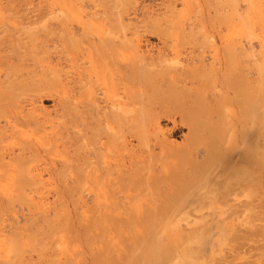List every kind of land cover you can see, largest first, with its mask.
Masks as SVG:
<instances>
[{"label":"bare ground","instance_id":"1","mask_svg":"<svg viewBox=\"0 0 264 264\" xmlns=\"http://www.w3.org/2000/svg\"><path fill=\"white\" fill-rule=\"evenodd\" d=\"M23 1L25 0L21 2ZM238 1L245 4L252 2L89 0V17L94 21L89 24L80 23L78 19L60 20L57 18L58 12L41 4L35 5L36 7L23 5V9L16 8L15 4L20 2L12 0L5 2L8 3V9L3 10L5 5L1 6L0 9L10 17L6 19L0 15V114L4 117L2 127L0 123V173L11 179L15 184V194L20 197L28 194L37 196L40 193L37 179L42 177V173H46L65 186L62 190H59V186L56 190L53 189L58 196L70 194L77 197L76 201H72V197L69 201H72L73 210L81 202L83 192L92 193L94 198L92 196L89 206L86 205L88 201L82 200L86 211L84 209V212L76 215L65 208L69 204L68 200L64 202L61 198L62 201L58 200L62 202L59 208L64 211L58 215L61 211L55 207L59 211L57 212L53 206L56 212H52L56 214L51 213L55 215L52 219L50 207H43L45 203L43 206H38L42 203L33 206L30 212L36 217L31 216L33 218L30 220L36 218L39 221L41 218L42 222L34 223L40 227L32 226L39 228L41 236L45 235L43 239L47 240L48 243L44 240L47 246L43 245L36 229L30 228L35 233L28 232L29 227L26 226L21 227L22 232H19L20 229L15 231L14 224H11L13 228L9 226L10 230L14 229V233L11 231L13 236L10 235L12 237L9 236V240L4 236L8 241V249L13 254L4 253L0 257V264H165L169 261L179 264L184 261L183 255L187 257L194 254L193 247L201 245L203 237L192 233V236L189 235V242L193 247H185L181 252L179 249L178 253L179 236H173L176 227L166 230V220L163 221V218L187 209L186 204L196 200L197 195L201 196V191L206 192L202 195L204 198L207 194L219 195L218 197L231 196L230 194L239 197L241 194L245 202L237 207L250 209L249 212L252 213H255V208H262L264 202L254 206L251 198L254 197V192L258 195L254 187L260 183V175L264 179V139L260 134L264 129H258L260 142L263 140L262 149V144L259 147L257 141L244 144L252 135L249 125L256 117L253 104L257 94L263 100L261 107L264 109V91L255 92L257 86L261 90L262 77L258 75L257 79L251 78L255 61L259 60L252 47L244 46L230 34L228 38L220 37V44L226 43L224 48L220 52L216 51L218 49L210 52L208 57L204 53L195 54L193 49H187L181 60L170 59L167 55H145L138 50L142 39L140 36L159 34L161 22L166 20L165 15L174 16L177 6L196 7L201 13L203 8L206 10L199 19L195 18L194 24L190 22L191 25L188 24L184 29L176 26L180 30L175 27L179 32L175 30L173 34L187 35L189 47L196 46L200 40L202 44L212 43L207 29L215 30L219 27L221 21L218 20L223 7L232 6L228 13L233 17V6ZM29 2L33 4L32 0ZM210 10L214 13L212 18L210 13L205 12ZM176 18L180 19L179 16ZM176 18L174 19L179 23ZM172 19L165 22L163 31L172 28V24L176 25ZM39 53L42 56L57 55L55 62L62 66L61 70L57 68L59 72L63 71L59 76L63 78L64 74L65 77V80H58L60 95L57 93L55 96L45 89L46 86H57L59 83L54 75L44 74L46 66L50 67L52 62L48 59L45 67L42 64L45 61L36 65L37 67L31 66H35L33 56L36 59L35 55L38 56ZM67 66L74 70L73 80L74 76H68L70 70L67 72ZM258 66L260 67L259 64ZM52 71L56 72L55 69ZM69 77L73 83L71 86ZM258 79L261 82L256 83ZM44 93L51 94L52 98ZM43 94L45 98L51 99L59 96L57 101L53 99L60 111L56 116L59 113L62 115L61 118L57 116V122L62 124V118L65 121L69 117L72 127L67 124L74 131L66 132L65 136L61 133L59 135V123V131L55 125L51 127L52 123L51 133L56 129L53 135L49 132L52 137L48 133L42 136L39 132L43 139L41 141H36V136L31 134L34 141L24 137V132L29 134V131L19 132L21 128L28 127L41 129L42 132L45 126L42 128L41 120L44 119L40 118L45 115L41 117L40 114L43 113H39L36 105H32L41 101ZM3 111H7V114H3ZM262 117L260 116L261 120ZM163 122L170 124V128L163 130L160 125ZM67 128L65 131L69 130ZM184 129L187 134L182 137L180 145L168 140V137L181 133ZM37 132L34 130L35 135ZM15 136H18L19 141L14 142ZM58 140L62 143L61 151L58 150L62 168L49 166L45 159L43 161L46 166L43 167V164L39 168L36 162H43L41 160L45 156L51 157L50 154L42 157L43 152H40H54L58 148ZM5 141L7 144H3ZM36 157L39 158L37 161L34 159ZM29 159H33L35 163L29 164ZM233 160H240L237 166H229ZM32 164L36 166H31ZM68 181L72 184L70 187L65 184ZM258 185L261 187V184ZM219 191L221 192L218 194ZM139 197L140 200H137ZM216 199V203L223 205ZM223 199L220 198L219 201H225ZM81 203L79 206H82ZM228 205L225 207H232L231 204ZM237 207L235 205L234 209ZM17 222L16 219V225ZM27 222L29 225L30 221ZM43 222L46 229H43ZM147 222L151 226L148 223L147 227ZM140 224H145L146 227L143 228V225L141 228ZM15 232L22 233L18 234L20 238ZM32 234L41 238L38 242L42 246L36 241L39 248L33 243ZM54 234L61 241L59 246L62 249L68 248L67 252L61 254L58 250L53 251L59 244L58 241L55 242L56 239H53V243H56L54 249L48 246L53 241L51 237ZM257 235V238H264V228L258 229ZM98 240H101L100 244L92 247ZM47 247L53 249L55 254L52 251L48 254ZM33 253L36 258L31 256Z\"/></svg>","mask_w":264,"mask_h":264},{"label":"rangeland","instance_id":"2","mask_svg":"<svg viewBox=\"0 0 264 264\" xmlns=\"http://www.w3.org/2000/svg\"><path fill=\"white\" fill-rule=\"evenodd\" d=\"M10 1H12V0H8V1L7 0H0V8H1V6L3 7L5 5L4 6L5 8L3 10L8 9L7 5H8V3ZM15 1L16 2H20V4L19 3L15 4L16 8L17 7H19V8L21 7V8L24 9L27 4L30 5V6L31 5L35 6V5H40V4H41V6L43 5V7L46 6V8H49L50 10L52 9L53 12H56V13L58 12L59 16L57 15L58 16L57 18L60 19V20H65V21L73 20L74 21V19H75L77 21V19H78V21L80 23H84V24H89L91 22L92 23L94 22L93 19H91L89 17V9H88V7L90 5L89 0H32L33 4H31V2H29L30 0H28V1L25 0L23 2H21L22 0H15ZM5 2H8V3H5ZM23 5H25V7H22ZM246 5H248V6H246ZM228 7L227 6H226V8L223 7V10H222L223 12L220 11V13L222 12V14H221V18L218 20V21H221V23L219 24V27H216L215 30L214 29H210V28L207 29L208 33L210 34V35H208L210 37L209 40L212 41V43L211 42H208V43L205 42V44H202V43H200V42H202L200 40L199 42H197L199 44H197L196 46L189 47V45L187 44V39H188L187 35H183L182 36V35H178V33H174L173 34V32H175V30H176V29H174L176 26H179V27L181 26L180 29L181 28L184 29V27H188L189 26L188 24L191 25L190 22H193V24H194L195 21H196L195 18L199 19L201 14L204 12V10H206L205 8H203V12L201 13L200 9H197L196 7L195 8H186V7L177 6L175 8V12L178 15L175 14L176 16L175 15L172 16L173 14H171L169 16L168 14H166L165 15V19L166 20L161 22V24H162L161 29L159 28V30H158L159 34L155 33L157 35H155V34H153V35L150 34L149 35V34L146 33L147 35H143L142 36L141 34H142L143 31H141L140 38H142V39L140 40V43H139L140 48L138 50H139V52H143L145 55L148 54V55L155 56V57L157 55H167V57L170 58V59L171 58H177L178 60L182 59V57L187 52V49L188 50L193 49L195 54L204 53L205 56H207V55L210 54V52H212V51H214L216 49H218L216 51L220 52V49L224 48L226 43L220 44V39L221 38L224 39L225 37L228 38L229 36L233 35L234 37L239 39V41L242 42V44L244 46L252 47V49L254 50V53L256 54V57L259 59V60L256 59V61H255V64H254V67H253L255 70L253 69L252 75H251L253 77H251V78L252 79H257L258 75L260 77H262V78L259 77L262 82L259 81V79L256 80L257 82L255 81L256 83L261 82V84H260L261 90L259 89V86H257L255 84L258 87L255 92L264 91V0H252V2H249V4H245L242 1H238L235 4V6H233V10H235V15L233 17L230 16V14L228 13V12H230L232 6L231 7L228 6ZM3 10L0 9L1 17H4V18L8 19L10 17L9 14H7L6 12L4 13ZM201 10H202V8H201ZM211 10L210 11H205V12L206 13L207 12L210 13L211 18H212V15L214 17V13L211 12ZM206 13L204 15H207ZM246 13H247V15H246ZM181 15H182V17H184L183 19H181L182 18ZM168 16H169V18H173V19L176 18L177 16H179L181 20L180 19L178 20L176 18L178 22L180 21L179 23H177L175 19L174 20L172 19L173 22L176 25L172 24L173 25L172 28L166 29V30L163 31L162 29L165 26V22L167 20H169ZM194 16H196V17H194ZM197 16H199V17H197ZM169 27H171V26H169ZM177 29H179V28H177ZM179 30H176V31L179 32ZM214 40H215L216 43H214ZM188 41H189V39H188ZM245 44H247V45H245ZM40 54L41 53H39V55ZM39 55L38 56H37V54L35 55L36 59H34V56H33V61H35V66H34V64L33 65L30 64V65L33 66V67H37L36 65H38V64H40V63L45 61L44 63H42V64H44L43 67H45V65L48 64V62L50 60V62H52L53 64L50 63L49 64L50 67L46 66L44 74H46V75L48 74L50 76L54 75L55 76L54 78L56 79V82L58 80L60 81V79L62 78L61 75H62L63 71L59 72V70H61L60 67H62V66L58 65L55 62L57 60V58H56L57 55H55V54H53V55L52 54H48V55L47 54L46 55L43 54V56H42V54H41L40 55L41 57ZM40 58H42L44 60L41 61ZM46 61H48V62H46ZM258 64L260 65V67L258 66ZM31 66H30V68H31ZM57 67H59V70H58ZM69 68H70V66L66 67L67 72L70 70L69 73H68V76H71V77L74 76V77H72V79H71V77H69L68 80H70V79L73 80V78H75V75L72 73L74 70H71L72 68H70V69ZM0 69H2L1 66H0ZM51 69L52 70L55 69L56 72H53ZM66 69H63V70L66 71ZM59 73H61L60 76H59ZM63 78H62V80H65L64 74H63ZM71 80L69 81L70 82L69 86H71L73 84ZM59 84H60V82L58 83L57 86L56 85L54 86V84L53 85H49L50 87L46 86L45 89L49 93H51V94H53L55 96H57L58 94L60 95L61 90L58 88L60 86ZM48 88H50V90H48ZM55 89H57V90H55ZM49 93L48 94L44 93V94H46V96L49 95L52 98V95L49 94ZM44 94H43L44 98L42 97L41 101H36L35 100L37 103L34 102V104L32 106L35 107V105H36V107H35L36 110L38 109L37 111L39 113H43V114H40L41 117L43 115H45L44 117L40 118V120L44 119V120H41V121H42V124H43L42 128L45 126L44 127L45 131H43L44 128L42 129V132H41V129L36 130L34 128H32L33 129V131H32L31 127L21 128V129L19 128L20 130L18 129L19 132L23 131V130L24 131H29L28 132L29 134H27L26 132H24L25 134H23V133H21V134H23L24 137H29L30 138L29 140H32V141H34V137L35 136H36V139H35L36 141L43 140L42 139L43 134H44V136L47 135V133L49 135V132L51 133V130H52L51 127H53V125H55L56 129L59 127L58 129L62 131V132L60 131V132L57 133V131H59L57 129V131H55V133H57V134L61 133L62 135L64 134L63 136H65L66 132L74 131L73 128H72V130H70L72 125L70 124L71 122H69V121H71V119L69 117H66L65 121H64V118H62V121H63L64 124L63 123L60 124V122H57V120L59 118L57 116H60V118L62 117V115H60L61 113L57 114V116H56V113L60 112L59 111V107L57 106V103L55 104V101L58 100L59 96H58V98L53 96V97H55L53 99L54 100L56 99L54 101L53 99H51L49 97L45 98ZM38 100H40V98ZM259 101H260V104H259ZM262 101L263 100L261 99V97L258 96V94H257V97L255 98V101H254V104H253L254 115L256 117H255V119H253V122L251 123V125H249V127H250V129L252 131V135L250 136L249 140L246 143L244 142V144H248V143L251 144V143L257 141V144L260 147V145L263 142V140H262V142H260L261 138L264 139V132H263L264 131L263 130L264 129V122L262 121V120H264L263 119V117H264L263 113L264 112L262 113V109H263L261 107V105L263 106V104L261 103ZM257 106H259V107L257 108ZM29 108L30 107H26V109H29ZM39 109H41V110H39ZM260 109H261V111H260ZM42 110H44V111H42ZM5 112L7 114V111H3L2 113L5 114ZM47 112H49V113H47ZM53 112H55V113H53ZM0 116H1L0 123H1V127H2V125L4 124V121H3L4 117L1 114H0ZM47 116H48V118H47ZM260 116L261 117L263 116L262 120L260 119ZM68 119H70V120H68ZM229 119H231V118H229ZM47 120H49V121L51 120L50 121L51 123L49 121H47ZM67 120H68V122H66ZM67 123L71 127H69ZM57 124L59 125L58 127H57ZM50 125H51V127H50ZM160 125H161V128L163 130H167L168 128H170V124H166L164 122L162 124H160ZM61 126H63V127L65 126L64 127L65 129H63V127L61 128ZM66 126H68V128ZM66 128L69 129V130L65 131ZM56 129H54V130H56ZM258 129L263 130V131H261V133H260V131H258ZM34 130H35V132L38 131L37 133L40 132L42 134V136H40L41 135L40 133L38 135L36 133V135H35ZM54 130L52 131V133H54ZM257 131H258V133H257ZM32 132L34 133V135H33ZM45 132H46V134H45ZM259 133L261 134V138H260ZM30 134H31V136H34V137H32L33 139L30 137ZM61 134H59V135H61ZM186 134H187V130L184 129V130L181 131V133H178V134H176V135H174L172 137L171 136L168 137V140L170 142L176 144V145L177 144L180 145L181 142H182V139H183L182 137L186 136ZM15 135H17V134H15ZM23 135H20V136H23ZM52 135H51V137H52ZM15 138H16V136H15ZM21 138H23V137H21ZM257 138H259V139H257ZM255 139H257V140H255ZM13 140H14V142H16L17 140L19 141L18 136H17L16 139H13ZM20 141H21V139H20ZM59 141L60 140H58V143H56L58 148H57V150L54 149L55 153L52 152L53 149L51 151L52 153H47L46 151H45V153H44V151L40 152V154L43 152L42 155H41L42 157L44 156V154H47V156H49V154H50L51 157H46L45 156V157L42 158L40 156L42 158V160L41 159L40 160L43 161L45 159L44 161L49 166L54 167L56 169H58L60 167L62 168V166L60 164L61 163V159H60L59 153H58V150L61 151V149H62L61 148L62 147V145H61L62 143H61V141L60 142ZM8 143L10 144V142H8ZM3 144H7V141H5ZM133 145H135V142H133ZM53 146H55V144ZM239 147H243V145H239ZM260 148L261 149L263 148V144H262V146ZM36 158H34V159L37 161L39 158H37V159ZM44 161L43 162H40V161L36 162L37 166H39V168H42V166L44 164ZM239 161L240 160H238V162ZM29 162H31V163L34 162L35 163V161H33V159H31V161L29 159L28 163ZM238 162H237V160H235V162L233 160L229 164V166H232V165H235V164L237 166ZM45 164H44L43 167L46 166ZM31 166H36V164H32ZM259 171H261V170H259ZM259 175L260 174L258 172L257 177H259ZM41 176L42 177H39L37 179L38 180V184L37 185H38V188H40L39 191H40L41 194L39 193L40 195L37 194V196H35V194H32V196L30 194H28L29 196L26 195V197H20V196H17L15 194V191H14L16 189L15 188V184L11 181V179L9 177L3 175L2 173H0V223L2 225V226H0V235L2 236V237L0 236V257L2 255H4V253H9L10 255L13 254L8 249V246H7L8 245L7 244L8 241H7V239H8V237L10 235H12L14 233L13 231H14L15 228H16L15 231H17L21 227H26L27 226V227H29V231L28 232L35 233L36 230L38 232V229H39L38 227H40L39 224H40V222H42V219L40 217H37L38 219L40 218L39 221H37L36 218L33 219L35 222L33 220H30L31 216H35V215H33L30 212V209L33 208V206L35 207V205H38V204H41V203H42V205H38V206H43L44 203H45V206H43V207H45V208H49L50 207L49 210H50V217H51L52 214H56V213H53L55 211L53 209V206H54V208L58 207V210L61 211V212H59L57 210V208H55L57 210V212H59L58 215L62 213V210L64 211L63 208H61V210H60L59 204H62V202H58V200L62 201V199H63L64 202L68 200L67 201L68 203H69V201L71 199H72V201H76L77 197L76 196L72 197L70 194H65V195L63 194L64 196L63 195H61V196L57 195V191H55L56 187L59 186L60 187L59 190H62L61 188L65 187V186H63L62 182L57 181V179H55L54 176L50 177L49 175H46V173H42ZM262 176L260 175V178H258V181H259V179H261L259 181L260 183H258V184H261V187H259L260 185H258L257 182H256L258 187L256 186V187H254L255 189L253 188L254 191H256V193H258V195L257 194L255 195V192H254L253 193L254 197L251 198L252 199L251 200L252 204L254 206H257V205H260V204L262 205V202H264V198H263L264 197V192H263L264 189L262 190V188H264V187H262V186H264V184H263L264 183L263 182L264 179H263ZM65 184H67L66 185L67 187L68 186L70 187L72 185L70 181H68ZM53 189H55V190H53ZM257 189H258V191H257ZM259 189H261V190L259 191ZM12 191H14V192L12 193ZM201 192H203V193H201ZM201 192H200L201 196L198 197V195H197V197H196L197 199L196 200L188 202L187 203L188 205L186 204V206H188V208H187L188 211H186L187 209L184 208V209H181L179 211H176L173 215H167V217L164 216V218H167V219L163 218V221L166 220V223H164L165 226L167 227L166 230L168 228L172 227V226L176 227L175 228L176 230L173 232L174 233L173 236H175V235L179 236L178 237L179 241L177 242L178 243V250H177L178 253H180L185 247H190V246L193 247V245H191V243L189 242L190 241L189 240V235L192 236L193 235L192 233L201 234L202 237H203L202 244L198 245V247H197V245L195 247H193L195 249L192 248L193 252H194L193 255L186 257L185 255H183L184 251L181 253V255H183V260L184 261H180L179 264H183V263L184 264H189V263L190 264H264V238L263 237L261 238V236L257 238V236H259V235H257V230L258 229L261 230V228L262 229L264 228L263 227L264 226V210H262L264 204L262 205V208L259 209V210L255 208V213H256L255 214L254 212L253 213L249 212L250 209H245L244 210L241 207H237V206H239V205H241V204H243L245 202L244 201L245 199L243 200V197H242L243 195H241V194H240L239 197L236 194H230L231 196L218 197L219 196L218 194L221 192V191H219L218 194H217L218 196H215V195L211 196V195L207 194L205 196V198H206L205 199L204 196H202V195H205L206 192H204V191H201ZM237 192H235V193H237ZM239 193H241V192H239ZM20 194H23V193H20ZM89 194H87L86 192L82 193V200L84 201V199H85V202L88 201L86 203V205L88 204V206L91 204L89 201L92 199V196H93L92 193H89ZM242 194H244V193L242 192ZM134 195H136V193ZM21 196H23V195H21ZM241 197H242V199H241ZM261 197H262V199H261ZM93 198H94V196H93ZM216 198H218V199H216ZM220 198L221 199L224 198L223 200H225L226 202L222 201V200L219 201ZM142 199L143 198L141 197V201H142ZM214 199H216L217 202L223 203V205L220 206L219 203H216V201ZM82 200H80V201L82 202ZM137 200H140V197ZM206 200H208V201H206ZM210 200H211V202H210ZM232 200H235V201H232ZM195 201H197V203ZM240 201H242V202H240ZM71 202L68 205L66 204V206L68 208L65 206V208L67 210H69V212L72 210L70 212L71 214H72V212H73L74 215L79 214L85 209V207H84L85 204H83V202L82 203L80 202L82 204V206H79L80 205V203H79L73 210V206L71 207V205H72ZM228 204H231L232 207L231 208L230 207H225ZM235 205L237 207L236 209H234ZM190 206H191V208H190ZM228 206H230V205H228ZM195 207H196V209H194ZM221 207H222V209H220ZM228 208H229V210H227ZM192 209H194V210H192ZM32 210L33 209H31V211ZM233 210H236V211H233ZM28 211H29V213H28ZM77 211H80V212H77ZM84 211H86V209ZM11 214H12V216H11ZM24 216H26V217H24ZM53 216H55V215H52V217L50 219H52ZM12 217L17 219V221H18L17 225L15 224L16 219H14V220L10 219ZM11 221H13V222L15 221V222L13 223ZM27 221H30L29 222L30 226L28 225ZM31 221L33 223H31ZM149 222H150V220H149ZM149 222H147L145 224L147 225ZM19 223L22 224V225H20ZM34 223H39L38 224L39 226L37 224H35L38 227L34 228L35 227ZM11 224L12 225L14 224L13 226H15L14 229H12V230H10V227L12 226ZM32 224H33L34 227L32 226ZM145 224H143L144 226L142 224H140L141 225L140 227L141 228H142V226H143V228L146 227ZM149 224L151 226V223H149ZM164 224H163V226H164ZM9 225H11V226H9ZM13 226L11 228H13ZM43 227H44L43 229L47 228V226L46 227L44 226V222H43ZM147 227H148V225H147ZM30 228H31V230L33 228H34V230L35 229L36 230L35 231L34 230L31 231ZM41 228H42V223H41ZM21 229L19 230V232L20 231L22 232ZM9 230H10V232L12 231L13 233L12 232L10 233ZM141 230L143 231V229H141ZM198 230H200V231L197 233ZM1 232L3 234H1ZM19 232H18V234H20ZM57 232L58 231H56L55 234H57ZM39 233L40 232H38V236L40 235V237L42 238V243H43L44 240H46V239H43V237H45V235L41 236L42 234L41 233L39 234ZM18 234L16 236H18L20 238V236ZM29 234H31V233H29ZM36 234H32L33 235L32 238L34 240L33 243L36 244V248H39L37 246V242L41 238H36L35 237ZM55 234L51 237L52 240L57 238L55 236ZM4 235L6 236L7 239L5 238ZM93 235H94V233H92V236ZM12 236H10V237H12ZM165 237H164V239H165ZM39 241H41V240H39ZM57 241H58V239H56L55 242L57 243ZM100 241L101 240L96 241L97 242L96 245L94 244V245H92V247L93 246L96 247L97 244H100ZM46 242H47V240H46ZM46 242H44L43 245H46L45 244ZM50 242H49L50 245L48 244V246L49 247L51 246L54 249L55 248L54 244H56V243H53L54 240L50 241ZM60 242H59V244H57L58 247L55 245L56 249H54V250L52 249V250L55 251V252L58 250V251L61 252V254H63L65 251L66 252L68 251V248L64 247L63 248L64 250H63L62 246H59L61 244ZM38 243H39V246H42V245H40L41 242H38ZM51 244H53V245H51ZM49 247H47V250H49L48 254H51V253L55 254V252H53L50 249L51 247L50 248ZM84 247H85V249H87L86 246H84ZM179 249H180V252H179ZM50 251H52V252L50 253ZM34 255H35L34 253L31 254V256H33V258H36L35 257L36 255L35 256ZM61 257H64V256L61 255ZM172 262L173 261H169V262H167L165 264H172Z\"/></svg>","mask_w":264,"mask_h":264}]
</instances>
